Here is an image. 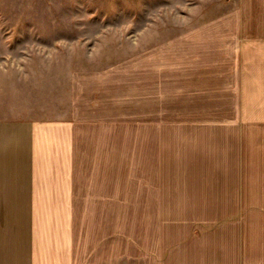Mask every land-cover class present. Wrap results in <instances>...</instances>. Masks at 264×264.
I'll list each match as a JSON object with an SVG mask.
<instances>
[{
    "label": "crops",
    "instance_id": "crops-1",
    "mask_svg": "<svg viewBox=\"0 0 264 264\" xmlns=\"http://www.w3.org/2000/svg\"><path fill=\"white\" fill-rule=\"evenodd\" d=\"M249 10L127 67L74 74L66 119L0 121V264L111 263L105 194L123 188L125 175L122 164L121 174L111 171L110 136L123 137L116 128L131 100L140 124L214 120L222 127L215 135H229L218 164L230 177L228 223L215 224L213 264H264V17ZM131 80L134 97L125 100Z\"/></svg>",
    "mask_w": 264,
    "mask_h": 264
},
{
    "label": "rangeland",
    "instance_id": "rangeland-1",
    "mask_svg": "<svg viewBox=\"0 0 264 264\" xmlns=\"http://www.w3.org/2000/svg\"><path fill=\"white\" fill-rule=\"evenodd\" d=\"M262 1L0 0V121L66 119L74 74L127 67L244 7L259 19ZM125 85L126 100L134 97L132 80ZM132 101L116 128L123 137L110 136L111 171L121 174L122 164L125 175L123 188L105 194L110 264H213L215 224L228 223L230 177L218 164L229 135H215L222 127L214 120L140 124Z\"/></svg>",
    "mask_w": 264,
    "mask_h": 264
}]
</instances>
